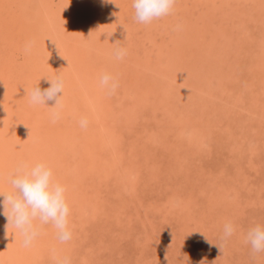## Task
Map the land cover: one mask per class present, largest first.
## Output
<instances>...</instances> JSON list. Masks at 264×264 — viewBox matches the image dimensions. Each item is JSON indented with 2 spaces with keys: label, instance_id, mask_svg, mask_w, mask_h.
I'll return each mask as SVG.
<instances>
[{
  "label": "rangeland",
  "instance_id": "374dc122",
  "mask_svg": "<svg viewBox=\"0 0 264 264\" xmlns=\"http://www.w3.org/2000/svg\"><path fill=\"white\" fill-rule=\"evenodd\" d=\"M13 1L25 30L38 29L41 40L28 53L21 41L10 54L0 52L1 78L7 76L1 101L23 111L11 121L12 133L22 137L32 118L38 128L12 151L20 161L48 163L66 187L72 239L61 243L48 224L24 247L0 219V264H54L53 249L71 264H264V252L253 253L245 242L251 226L264 225V0H176L170 15L150 24L134 19L131 0ZM212 21L224 28H212ZM67 25L74 35L66 51L55 50L65 57L68 48L82 71L86 90H78L76 104L83 105L84 128L72 116V73L63 65L39 70L41 81L59 74L67 83L53 123L47 106L29 103L27 93L38 84L34 68H26L29 76L19 68L38 53L50 62ZM117 47L126 50L122 60L114 57ZM103 71L118 80L114 94L99 84ZM77 133L83 143L75 150ZM97 133L100 142L93 141ZM69 148L84 160L74 163ZM9 157L0 152L5 192L20 162ZM226 221L236 230L224 241Z\"/></svg>",
  "mask_w": 264,
  "mask_h": 264
},
{
  "label": "clouds",
  "instance_id": "9594fccd",
  "mask_svg": "<svg viewBox=\"0 0 264 264\" xmlns=\"http://www.w3.org/2000/svg\"><path fill=\"white\" fill-rule=\"evenodd\" d=\"M110 3L111 0H102ZM134 9V19L142 24H150L154 20L170 15L176 0H131ZM32 42L25 44V52H30ZM114 57L122 60L126 50L117 47ZM49 87L41 90L38 84L34 85L27 95L32 105H43L49 108V115L55 123L63 109L64 79L56 74L52 77H44ZM99 84L109 94H114L119 87L116 77L107 71H103L98 77ZM51 103L52 106H48ZM82 128L87 126V120L79 121ZM8 183L11 191H0V207L7 220V226L11 225L22 237V245L30 247L40 235V226L50 224L61 243L72 239L69 228L70 207L66 196V187L54 176L53 169L43 161L17 163L13 172L8 175ZM38 221V224L36 223ZM235 226L231 221L223 225L221 239L227 241L234 232ZM245 242L251 246L253 253L264 252V225L251 226L245 235ZM54 264H71L67 256L56 255L53 249Z\"/></svg>",
  "mask_w": 264,
  "mask_h": 264
},
{
  "label": "bare ground",
  "instance_id": "6f19581e",
  "mask_svg": "<svg viewBox=\"0 0 264 264\" xmlns=\"http://www.w3.org/2000/svg\"><path fill=\"white\" fill-rule=\"evenodd\" d=\"M8 1H9V3H8ZM0 0V52H4V53H7V54H10V52H12V50H13V48L12 47H14V45H16V43H18V42H20L21 41V43H23V44H21L20 46H19V48L22 46L24 49H25V44H26V42H28V41H31L32 42V47L31 48H34L35 47V45H36V47H37V45L40 43V38H38L37 36H36V34H34V33H37V31H38V29H33V30H29V29H27V30H29V31H26L25 30V28H26V25H25V18H23V14H21V12L19 11V9L17 8V6L15 5V1H13V0ZM123 1V0H122ZM202 2V1H201ZM238 2V1H237ZM241 2V1H240ZM205 3V2H204ZM106 4V3H105ZM231 4H234V3H231ZM227 5V4H226ZM213 7H214V5H213ZM7 9V13L6 14H4V15H2V13H3V10L4 9ZM56 9V8H55ZM96 9V8H95ZM99 9V8H98ZM105 10V9H104ZM108 10V9H107ZM101 11V10H100ZM53 13V12H52ZM80 13V12H79ZM48 15V14H47ZM51 15V14H50ZM79 15V14H78ZM125 15V14H124ZM44 16V15H43ZM95 16V15H94ZM79 17H80V15H79ZM217 17V16H216ZM39 18V17H38ZM97 18V17H96ZM214 19H216L215 18V16L213 17ZM218 19V18H217ZM216 19V20H217ZM56 20V19H55ZM70 20V19H69ZM215 20V21H216ZM223 20V19H222ZM75 21V20H74ZM219 21V20H218ZM87 22V21H86ZM213 22V21H212ZM222 22V21H221ZM70 23V22H69ZM90 23V22H89ZM214 23V22H213ZM82 24H83V22H82ZM44 25V24H43ZM66 25V24H65ZM221 23H219V24H217L216 22L214 23V26L212 25L211 27L212 28H215V26L217 27L216 29L217 30H220L221 29V27L222 26H224V25H222ZM225 25H226V23H225ZM53 26H54V24H53ZM71 26H68L67 25V30H66V28H65V26H63V30H62V38H61V36H58L57 38H58V43L56 44V46H55V48H53V50H52V52L54 53L53 54V57H52V59H51V61L49 62L48 61V59H46L45 58V55H42L43 53H38V54H35V59H34V61H37V63L36 62H33V59L31 60L30 58L29 59H27V60H24V64L22 65L21 63L19 64L20 65V70H25L24 71V74H25V76L27 75V76H29V74L26 72V68H29V67H31V69H33L34 70V72H30V73H32V74H34L35 76H33V77H36V79L38 80V84L40 83H42V86H40V84H39V86L40 87H43V89H46L47 87L45 86V82L47 83V81L45 80H39L40 78H41V76H40V74H39V70H42L43 68H42V66L44 67V65L45 66H49L50 64V66L49 67H53V65H54V68L56 69V67H58V66H62L63 65V67L66 69V73H67V71L68 72H70V73H72V79H70L71 80V82L74 84L75 83V87H73V86H71L70 85V88L72 89V91L74 92V96H75V98L77 97V94H78V92L80 91V89L83 87V75L81 74V70L79 69V67L77 66V65H75L76 64V62L74 61V59H73V57H72V55L71 54H69V53H72V52H70V51H68V48H67V52H69V53H67L68 55H64L65 57H62L61 55H59V52L57 53L56 52V48H57V50H58V48L59 49H64V46L65 47H67V38H69V37H71V36H73L74 34H73V30H72V27L70 28ZM219 27H220V29H219ZM227 27V26H226ZM234 27V26H233ZM32 28V27H31ZM199 28V27H198ZM222 28H224V27H222ZM22 29H24L25 30V32H23V30ZM88 29V28H87ZM99 29V28H98ZM230 29V28H229ZM234 29V28H233ZM232 29V27H231V31L233 30ZM85 30V29H84ZM235 30V29H234ZM99 31V30H98ZM236 31V30H235ZM224 32H225V30H224ZM233 32V31H232ZM241 32V31H240ZM83 33V32H82ZM223 33V32H222ZM234 33V32H233ZM232 33V34H233ZM39 34V33H38ZM99 34V33H98ZM239 35V34H238ZM51 36V35H50ZM220 36V35H219ZM80 37V36H79ZM236 37V36H235ZM103 38V37H102ZM219 38V37H218ZM231 38V37H230ZM213 39V38H212ZM241 39V38H240ZM216 40V39H215ZM214 40V41H215ZM220 40H222V38L220 39ZM225 40V39H224ZM66 42L63 46H62V44L64 43V42ZM213 41V42H214ZM218 42H219V40H218ZM226 42V41H225ZM14 43V44H13ZM69 43V42H68ZM224 43V42H223ZM246 43V42H245ZM214 44V43H213ZM219 44V43H218ZM218 44H216V45H218ZM241 44H242V42H241ZM225 45V44H224ZM222 46H223V44H222ZM227 46V45H226ZM239 46V45H238ZM242 46H244V45H242ZM253 46V45H252ZM224 47V46H223ZM229 47V46H228ZM235 47H236V45H234L233 46V49H235ZM237 48V47H236ZM77 49H79L80 50V47L79 48H77ZM6 51V52H5ZM64 51H66L65 49H64ZM63 51V52H64ZM237 51H239V50H237ZM26 53H28V52H26ZM65 53V52H64ZM236 53V52H235ZM238 53V52H237ZM75 55L77 54V53H74ZM74 54H73V56H74ZM234 54V53H233ZM84 55V54H83ZM168 55V54H167ZM172 55V54H171ZM235 55V54H234ZM161 56V55H160ZM164 56V55H163ZM76 57H77V55H76ZM165 57V56H164ZM243 59V58H242ZM175 60V59H174ZM78 61V60H77ZM79 61H81V60H79ZM91 61H93V60H91ZM7 65V67L9 66V67H11L10 66V62H7L6 63ZM170 65H171V63H169ZM12 65H13V67L15 68V69H17V70H19V68L15 65V63L13 64V62H12ZM166 65H167V63H166ZM6 66H3L2 65V67L3 68H7ZM40 66V67H39ZM180 66V65H179ZM178 66V67H179ZM37 67V68H36ZM48 67V68H49ZM39 68V69H38ZM83 68V67H82ZM165 68V67H164ZM1 70H0V88H1V86H2V84H1V82L4 84V81H6V79H3V78H6L7 76H5V77H3V78H1L2 76H3V73H4V71L5 70H3L2 68H0ZM9 69V68H8ZM170 69V68H169ZM62 70V69H61ZM167 70V69H166ZM58 71H60V70H58ZM62 71H64V69L62 70ZM175 71V70H174ZM2 72V73H1ZM88 71H86V73H87ZM11 73V72H10ZM58 73V72H57ZM69 73V74H70ZM193 73V72H192ZM20 74V73H19ZM31 74V75H32ZM10 75V74H9ZM92 75V74H91ZM45 77V76H44ZM215 77V76H214ZM17 79V78H16ZM67 83H64V86L66 85ZM73 87V88H72ZM65 88V87H64ZM79 90V91H78ZM82 90H86V88H84L83 87V89ZM1 92V91H0ZM19 92V91H18ZM206 95V94H205ZM1 99L2 98H0V103L1 104H3L4 106L6 105V107H4V108H1V110H0V113H1V115H2V112H4L5 113V115H4V118L0 115V152L1 153H3V154H8V155H10V157H9V160L8 161H10L11 163H12V161L13 160H15L16 161V158L20 161V159H19V157H18V155L19 154H17L15 151H12V145L15 143V144H18V143H20V144H23L24 145V143L25 142H23L24 140H23V137L24 138H27V139H30V137H31V135L33 136V133H34V131H36L35 129L37 128L36 127V125H32L33 123H35V121L33 120V118L31 119L30 117L27 119V118H24V120L22 121L21 120V123H24V121L27 119V121H25V122H29L30 123V119H31V122H33V123H31L29 126H30V128L32 129L31 131H30V128L29 127H26L27 129H28V131L27 132H25L24 133V135H22V137L20 136V135H18L16 138H15V134L14 133H12V130H14L13 128H14V125L12 124V120L13 121H18L21 117V114L23 113V111L22 112H20V111H18V110H16V109H14L13 110V107L11 106V105H9V103H4L3 101H1ZM77 101L78 102H82L81 101V98L78 100V97H77V100H75L74 101V105L77 103ZM87 102H89V101H87ZM67 103V102H66ZM82 104V103H81ZM84 104V103H83ZM89 104H94V101H92L91 103H89ZM73 107H76L75 108V111H73L72 112V116H73V118L74 119H76V120H78V121H80L83 117H84V115H85V112H84V110L82 109L83 108V105H79V104H76V106H73ZM89 108V107H88ZM94 109V108H93ZM64 114L65 113H68V110H66V109H64ZM34 111H32V113H33ZM35 114H36V112H35ZM141 117V116H140ZM98 118V117H97ZM15 122H13L14 124H15ZM76 122V121H75ZM99 122V121H98ZM203 124V123H202ZM19 125V124H18ZM26 125H28V123L26 124ZM55 125V124H54ZM64 125V126H63ZM61 127H60V136H61V132H63L62 134H65V129L64 130H61V128H65V123H61V125H60ZM90 127V126H89ZM38 129V128H37ZM65 131V132H64ZM110 131V130H109ZM118 128H117V125L113 128V130H112V132H114L113 133V136H116V135H118L119 136V133H118ZM51 132V131H50ZM108 132V131H107ZM106 132V133H107ZM112 132H108V133H112ZM117 132V133H116ZM3 134H4V136H3ZM20 134V133H19ZM77 135H78V133H77ZM2 136H3V138H2ZM52 136L54 137V133H52ZM71 136V135H70ZM95 136V140H93L92 139V136H91V138H90V135H86V136H84V139H86V140H84V142L85 141H87V143L89 142L90 143V141H96V142H98L99 140H101V134H95L94 135ZM55 137H58V135H56ZM76 140L78 139L79 140V142H78V140H77V144H76V146H75V150H77V148H78V146L80 147V145L79 144H81V143H83L82 141H83V139H81L80 138V136L78 135V137L76 138V136L74 135L73 136ZM73 137H72V139H73ZM103 137H106V134H104V136ZM14 138V139H13ZM69 138V137H68ZM6 139V141H3V140H5ZM10 139H13V140H10ZM99 139V140H98ZM7 140H8V142H7ZM70 142V141H69ZM100 142V141H99ZM72 143H73V141H72ZM31 145V144H30ZM43 144H41V145H39V148L41 147V148H43ZM73 146H74V143H73ZM11 149H10V148ZM20 147V146H19ZM27 147V146H26ZM24 148V147H23ZM28 148V147H27ZM68 149V148H67ZM70 149V148H69ZM39 150V149H38ZM42 151V150H41ZM26 153V152H25ZM42 153V152H41ZM57 153V152H56ZM69 153L71 154L70 156L72 157V160L74 161V163H77V162H82V160H84V156H80V155H77L76 153H74L71 149L69 150ZM86 153H88V152H86ZM85 153V156L87 155ZM34 154V153H33ZM84 155V154H83ZM32 156V155H31ZM52 156V155H51ZM39 157V156H38ZM34 158V157H33ZM33 158H31V157H29V159H26V162H29V163H33L32 162V159ZM40 158V157H39ZM38 158V159H39ZM37 159V158H36ZM59 159V158H58ZM73 161H71V162H73ZM69 162V161H68ZM62 163V162H61ZM60 164V163H59ZM71 164V163H70ZM2 164H0V166H1ZM73 165V164H72ZM230 168V167H229ZM2 172V171H1ZM11 172V171H10ZM68 176V175H67ZM0 209H1V211H3V209H2V207H0ZM1 216V218L0 219H2V220H4L3 221V223H4V226H2L1 225V227H2V229L3 228H5L6 229V222H7V220H6V218H5V216L4 215H0ZM3 231H5V230H3ZM32 249V248H31ZM33 250V249H32ZM2 249H0V254H2V256H5V254L2 252ZM9 254V253H8ZM26 254V253H25ZM6 256H8V255H6Z\"/></svg>",
  "mask_w": 264,
  "mask_h": 264
}]
</instances>
